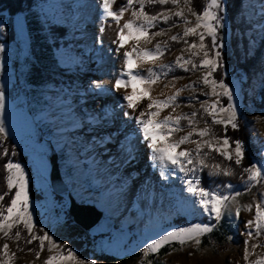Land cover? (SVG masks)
Returning <instances> with one entry per match:
<instances>
[{
	"label": "rangeland",
	"instance_id": "obj_1",
	"mask_svg": "<svg viewBox=\"0 0 264 264\" xmlns=\"http://www.w3.org/2000/svg\"><path fill=\"white\" fill-rule=\"evenodd\" d=\"M92 2L97 4L98 1ZM207 2L208 0H204L202 10ZM123 3L124 0H116L115 9L118 11ZM260 3L261 0H245L243 13L236 22L228 18L227 7L226 14L222 13L226 15L225 27L220 30L225 45L220 49L223 67L213 73L212 78L220 79L226 72L224 82L235 89L236 102L242 117L246 119H239L238 130H233L229 126L227 135L232 141L243 142L245 158L242 164L237 166L234 164V152L233 162H229L216 152H211L206 163L219 164L221 169L230 167L235 175L210 178V169L205 168L201 174V184L203 187L214 188L225 194L228 190L223 185L231 182L227 177H239L238 183H231L239 190L245 187L247 173L243 172V168L250 165L246 166L244 161L251 153V148L246 144L248 140L246 135L252 143L260 146L255 147V152L249 155L252 159L251 164L264 163V31L242 22L245 13L253 25L261 21ZM224 4L226 6L225 0ZM156 5L158 6L156 13L164 8L178 10L171 4ZM151 6L153 5H146L145 10L150 14H156L151 13V8L147 10ZM136 7L138 9V5ZM190 7L198 11L194 0ZM183 10L194 25L195 17L189 14V8L184 7ZM125 13L131 14V9ZM82 15L79 0H45L32 14H19L14 18L5 15L0 18V45L4 48L0 53V64L3 65L0 69V86L6 94L5 119L9 130L7 141L12 142L17 154L26 160L25 163L14 162L20 163L28 174L29 194L38 228L49 231L54 239L61 243L63 246L61 252L71 249L86 264L91 261L95 264H147L149 259H152L154 264H255L256 260L264 259V246L252 247L257 244L264 245V236L249 241L248 250L251 255L249 260L245 261L244 241L247 237L239 234L244 231V222L254 217V204L260 201V193H264V181L238 197L240 206L253 205L252 211L242 207L239 223H230L225 217L217 224L214 220H210L202 209L194 204V198L184 191L185 185L182 179L188 177L177 172L168 179L164 178L172 172L171 165L165 168L157 162L158 166L152 169L151 162L145 161L146 158L142 157L141 161L147 167L144 173L136 175L130 165L129 161L132 158H128L127 149L129 146L132 147L133 157L138 152L150 150L141 139L139 126L129 116L138 115L140 110L146 108L149 100L141 101L135 112L122 106L127 103L122 101V97L131 94V88L114 96L112 113L117 117L113 119L119 121L118 128L115 129L121 132L117 133V137L121 142L123 141V144L122 147L119 146L121 148L119 151H116L115 146L120 145V141H115L113 146L109 145L105 136L110 139V131L114 129L115 124L112 119L102 122L103 117L106 116L103 105L101 104L102 109L98 108L99 103L90 105L88 97L91 93H95L96 89L98 90L95 83L103 84L100 79L102 70L106 65L109 66L112 58L97 51L93 42L90 44V37L86 36L88 28L81 25L83 20L78 17ZM174 22L179 26L172 27L166 35L155 37L151 44L141 42V47L148 49H154L156 43H161L162 47L169 49L166 54L154 63L151 60L148 63L137 60L135 69L144 73L150 68L159 70L163 65H173V71L154 84L158 92L156 95L152 90L150 91L153 100L167 99L178 89L195 84V90H185L180 93L178 102L189 98L195 101L197 97L203 101L205 96L202 93H211V89L203 85L202 81L206 70L195 69L186 73L175 64L177 57L180 56L184 59H192L195 63L199 62L203 53H198L194 57L193 50L184 43V39L190 43H199L198 39L187 37L179 42H172L170 40L172 35L183 37L185 27L183 22L174 16L169 20L168 25L160 23L157 28L150 31L167 28ZM117 27L115 22L108 25L112 30H116ZM61 29H64L62 35ZM93 40L96 42L95 38ZM127 42L123 49H119L123 53L129 46ZM131 42L130 50L134 44V41ZM205 43L210 44V38H206ZM181 49L185 50L182 52ZM228 56L231 58V67ZM186 67L191 68V65ZM173 76L185 78L172 80ZM139 94L142 93L138 92V95L133 97L134 100H139ZM209 99L211 102L216 97L209 95ZM219 99L223 105L228 103L226 97ZM150 111L157 109L153 108ZM125 112H128L129 116H125ZM192 112L200 113L195 118L198 123L194 127L203 129L206 127L203 121L208 120L213 132L218 136L224 135L223 126L211 125V118L203 115L200 102H194L192 106L180 103L179 107L165 108L153 119L163 120L169 115L175 117ZM147 118L149 117L146 114L145 119ZM181 126L184 131L176 132L168 139L179 140L192 130L188 127L187 120H182ZM192 139L200 138L194 134ZM195 148V144L187 143L176 149V152L183 150L194 152ZM39 149H43L46 154L57 155L63 180L78 203L94 205L104 213L97 227L86 231L75 222L69 211L67 196L57 195L52 190L50 175L49 186L42 183L38 166L33 158V154ZM202 151L208 153L209 149L204 148ZM130 168H133L132 173ZM136 168L139 170L138 165ZM149 173L159 174L156 175L157 178H152L154 182L157 179V183L153 184L148 176ZM140 176L146 178L144 188L147 189L143 190V194L136 191L137 183L133 181V178ZM31 185L34 190H31ZM150 186L160 188L159 192L158 189L155 191L156 196L151 197L155 200L151 203L148 202ZM185 203H189L191 210L184 208ZM136 205L140 209L139 212L136 211ZM234 210L235 206H233ZM209 223L216 224V227L212 233L201 237L199 250L195 244H192L186 245L182 251L169 255L170 247L165 246L158 255L149 254L147 257H143L138 251L145 241L169 229ZM15 230L13 229V232ZM36 231L38 232V229ZM21 233L19 248L15 239H8L0 234V250L7 243L10 254H14L10 264H44L49 256L59 254L48 252L46 246L37 259L39 241L26 244L23 237L27 236V232L21 228ZM229 236L233 239L229 240ZM74 243H79L82 247L76 249ZM20 248L23 250H19Z\"/></svg>",
	"mask_w": 264,
	"mask_h": 264
},
{
	"label": "snow or ice",
	"instance_id": "obj_2",
	"mask_svg": "<svg viewBox=\"0 0 264 264\" xmlns=\"http://www.w3.org/2000/svg\"><path fill=\"white\" fill-rule=\"evenodd\" d=\"M193 0H124L118 11L113 10V5L116 0H102L100 5L101 23L108 24L109 20L114 21L118 26L124 16V13L131 9L133 19H129L119 27L117 33V39L113 40V43L118 44L117 51L125 47L126 41H134L131 51H125L123 54V69L117 75L114 82V89H127L131 87L132 93L124 95L122 101H126L125 105H122L128 109H132L134 112L137 109L138 104L144 99L149 100L145 109L139 111L136 116H129L128 112H125V116H129L130 119H134L135 123L139 126L138 132L141 139L145 142L146 147L150 150V159L153 162V167L157 166V162L163 167L172 166V172H169L164 176L168 179L175 173H183L187 179H182V183L185 185L184 191L189 193L195 205H198L204 214H206L210 220H214L217 224L224 219L228 218L230 223H239L242 207L248 211H252L253 205L240 206L238 203V197L244 195L247 191H250L252 187L259 185L264 181V163H252L249 167L243 168V172L247 173V181H245V187L243 190L237 189V186L231 182L223 185L228 191L225 194L214 188H206L201 184L202 176L205 168L210 169L209 177L216 176H232L235 172L232 168L221 169L219 164H208L206 160L211 152H216L220 156L224 157L229 162H233L234 152V164L239 166L242 164L245 158L244 144L240 140L232 141L227 135L228 127L231 126L233 130L239 129V119L242 114L239 109V105L236 102L235 89L229 84L224 82V77L227 73H223L220 79L212 78L213 73L223 67L222 53L220 49L224 48L223 39L220 35V30L225 27L226 6L224 0H208L202 11L193 10L190 5ZM167 6L171 4L173 8L178 9L173 11L169 8L157 12L156 14L148 13L146 5ZM138 5V9L136 7ZM189 8V14L195 17V24L187 18L183 8ZM261 21L255 25L248 18L247 14L242 16V22L248 23L253 28H258L264 31V0L260 3ZM177 17L185 25L183 31V37L180 35H172L170 40L172 42H179L181 39L187 37H196L199 43L189 42L184 39V43L188 48L192 49V55L195 57L198 53H203L198 63H195L192 59H184L183 56L177 57L176 66L188 73L195 69L202 71L206 70V74L202 76L203 85L211 89V93H202L205 96L203 101L199 100V97L193 101L191 98L186 99L183 102H178L180 93L185 90H195L196 85L190 84L185 88L178 89L172 96L167 97L164 100H153L149 91H144L139 94V100H134V96L138 95L136 85H154L162 77H167L170 72L173 71V65H163L159 70L150 68L146 72L142 73L134 68V61H142L148 63L150 60L154 63L156 60L163 57L169 50L167 47H162L161 43H156L154 49H148L141 47V42L144 44H151L155 37L164 36L171 31L172 27L179 26L178 23H173L167 28H160L155 32L150 30L157 28L158 24H169V20L172 17ZM191 25V26H190ZM99 32L101 36L105 32V27H100ZM206 38H210V44H206ZM99 43H103L102 39L98 40ZM254 43V41H253ZM185 49H181L183 52ZM4 51L2 45H0V53ZM135 54V56H134ZM191 65V68L186 67ZM3 65L0 64V69ZM183 76H173L172 80L184 79ZM95 83V82H94ZM175 86L174 84L172 85ZM96 88H103L100 83H95ZM167 87V85H166ZM209 95L216 97L214 101L210 102ZM219 97H226L228 103L226 105L221 104ZM194 102H200L203 109V115L211 118V125L223 126L224 135L218 136L212 131L208 120H204L206 127L198 129L194 127L198 123L195 118L200 115L198 112H192L190 114H181L173 117L172 115L166 116L163 120H154V117L160 115V110L168 107H179L180 103L185 106H192ZM156 108L157 111H150ZM6 113V94L3 87L0 86V148H3L2 155L9 157L4 163L3 167L6 171V188L7 191L0 193V234L8 239H15L19 248V241L22 239L21 228L26 230L27 236L23 237L26 244H32L34 241H39V251H36L37 259L40 258L41 253L47 246L48 252H57V255H51L44 262V264H86V262L80 260L77 257L75 251L67 249L66 252H61L63 247L60 242L54 239V236L49 231H45L44 228H38V223L34 218L33 206L29 194V180L28 174L24 167L14 162L11 157L16 155L15 150L9 153L7 147H3V143L7 141L9 137V130L5 119ZM149 117L145 119V116ZM203 119V116L201 117ZM187 120L188 127L192 130L187 135L182 136L179 140L172 141L168 139L174 133L184 131L181 126V121ZM159 129V131H157ZM196 135L200 139L193 140V135ZM258 135V133H257ZM163 137L161 140L159 138ZM207 137V139H205ZM193 143L196 148L193 151L183 150L176 152V149L181 145ZM234 144V148H233ZM208 148L209 152L204 153L202 150ZM230 149H232L230 151ZM129 157L132 156V147L127 149ZM191 166V167H189ZM235 189V190H234ZM14 190V193H13ZM11 195L10 201L5 204L6 196ZM260 201L255 202V213L253 219L246 220L244 222V231L239 234L246 236L244 260L248 261L251 253L248 250L249 241L253 238L259 239L264 236V193H260ZM233 206L235 210L233 211ZM216 224H193L187 227H178L176 229H169L157 237H153L141 246L138 251L143 257L149 256V254H159L160 250L165 247H170L169 255L182 251L186 245L195 244L197 250L202 243L201 237L205 234H210L214 231ZM13 229H16L13 232ZM38 229V232L36 231ZM42 233V234H39ZM229 240L233 239L232 236L228 237ZM47 242V244H46ZM211 244V239H209ZM178 245V247H177ZM264 245H253L252 247H261ZM19 250H23L20 248ZM3 260L0 264H10V261L14 258V254H10V248L7 243L2 247ZM33 251V249H29ZM87 264H95L94 261L87 262ZM147 264H154L152 259L147 261ZM255 264H264V259L255 261Z\"/></svg>",
	"mask_w": 264,
	"mask_h": 264
},
{
	"label": "bare ground",
	"instance_id": "obj_3",
	"mask_svg": "<svg viewBox=\"0 0 264 264\" xmlns=\"http://www.w3.org/2000/svg\"><path fill=\"white\" fill-rule=\"evenodd\" d=\"M92 1H95V0H83V1L79 0L81 12L83 13V15L78 16V17H81L80 20H83V22H81V25L82 26L84 25V27L88 28V31L86 32L88 35H86V36L90 37V39H89L90 44L93 42L94 47L96 48L97 51L99 50V52L103 55H105V54L110 55V59L112 58V60H110L109 66L106 65L105 69L102 70V76L100 79L103 83L102 84L103 88H100L98 90L96 89L95 93H91L90 96L88 97V100H89L88 102H90V105L95 104V103H99V105H100L98 107L99 109L101 108V104L103 105L104 110H105L104 114L106 116H105V118L103 117L104 121H102V122H105V121H108L111 119L113 120V123L115 124V126H113L114 129H112L110 131L111 132L110 139L107 138V135L105 136L106 140L109 141V145L113 146L115 141L121 142V140H119L117 137V133L119 134L121 132H118L117 129H115V128H118L119 121L118 122L114 121L115 119H113V118L114 117L116 118L117 116L116 115L113 116V113H112L114 96L116 93L125 92V90L126 91H127V89L129 90L131 87H129L127 89L122 88L118 91L115 90L113 87L115 79L117 78V75L123 69V54L124 53L122 50L117 51L118 44L113 43L112 41L117 39V33L119 32V27L122 26L123 23L128 21L129 19H133V17L131 16L130 13H128V14L124 13V16L120 22V25L117 27V29L116 30L109 29L108 28L109 23H113L114 21L109 20L108 24L102 25L101 19H100L101 14H102V10L100 7L102 0H96V1H98L97 4L93 3ZM113 10L117 11L115 9V4L113 5ZM102 26L105 27V33H103V35L101 36L99 29ZM94 38L96 39V42H94L95 41V40H93ZM100 39H102L103 43L98 42V40H100ZM127 43L129 44V46H127L126 51H129L131 48L130 46H131L132 42L128 41ZM135 63L136 62L134 61V68H135V66H137ZM155 87L156 86H154V85H140V84L136 85L138 92L143 93L144 91H149V90L151 91L152 90L153 93H156V95H157L158 90H156ZM122 142H121V144L119 143L120 145L115 146L116 151H119L121 149L119 146L122 147V144H123ZM107 148L109 149L110 147H107ZM29 151H31V150L29 149ZM50 155L46 154L43 149H39V151L37 153L33 154V158H34V160L38 166L39 172H40L41 181L45 186H49L48 179H49V175H51V167L53 164V159L55 158V155L54 156L53 155L50 156ZM134 156H135L134 159L132 158L129 162H131L130 165H131V167L134 168V173H136V175H137V173L138 174L144 173V171H145L144 169H146V167H147V165L141 161L142 157L146 158L145 161H147V162L150 161L151 162L150 167L152 169L154 168L153 162L150 159V151H148V152H147V150L141 151V152H138ZM128 158H130V157H128ZM137 165H138L139 170H137V168H136ZM157 166H158V164H157ZM133 168L132 169L130 168L131 173L133 172ZM156 175H159V174H156V173L155 174H151V173L148 174V176L151 178V180L154 177L157 178ZM158 180H160V177H158ZM133 181H134V183H137V184H135L136 185V191H140L139 193L143 194V192H144L143 190L147 189V188H144V183H146V178L144 176H140L139 178L135 177V178H133ZM152 182H153V184L157 183V179L155 182H154V180H152ZM149 188L151 189V192H149L148 202L151 203V202L155 201L154 199L152 200L151 197L156 196L155 191H157V189H158V192H159L160 188H157L155 186L154 187L150 186ZM66 196L68 198V201L73 197L70 192H68L67 194L64 195V197H66ZM184 208L188 211L191 210L189 203H185ZM139 210L140 209H139L138 205H136V211L139 212ZM2 256H3V254L1 252L0 253V261L2 259Z\"/></svg>",
	"mask_w": 264,
	"mask_h": 264
},
{
	"label": "trees",
	"instance_id": "obj_4",
	"mask_svg": "<svg viewBox=\"0 0 264 264\" xmlns=\"http://www.w3.org/2000/svg\"><path fill=\"white\" fill-rule=\"evenodd\" d=\"M195 1V7L198 11H202V5H204V0H194ZM226 1V7H227V16L231 21H237L240 15L243 13V2L245 0H225ZM45 0H0V18L9 15L11 18L16 17L19 14H32L34 10L39 7L42 3H44ZM151 8V13H156L158 6L153 5L147 10H150ZM58 30V29H55ZM61 35L64 33V29L60 30ZM250 69V68H248ZM247 69V70H248ZM248 138L247 140V145L251 148V153L253 154L255 152V147L258 148L260 147L258 144L252 143L249 139V136L246 135ZM3 147H7L9 150V153L14 149V145L10 141H6L3 143ZM3 148H0V193H4L7 191L6 188V171L3 167L4 163L7 161L9 157H4L2 155ZM16 155L14 157H11L13 161H23L24 163L26 162L23 157H21L19 154H17V151L15 150ZM250 153V154H251ZM249 154V155H250ZM249 155H247V158L244 161V164L246 166L251 165L252 159L249 158ZM206 177V175H205ZM228 181H231L233 183H238L239 177H227ZM31 190H34V187L31 185ZM34 192V191H33ZM32 195L35 196L34 193ZM11 197L6 196L4 203L7 204L10 201ZM76 249L81 248L82 246L79 243H74L73 244ZM167 250V249H165Z\"/></svg>",
	"mask_w": 264,
	"mask_h": 264
},
{
	"label": "water",
	"instance_id": "obj_5",
	"mask_svg": "<svg viewBox=\"0 0 264 264\" xmlns=\"http://www.w3.org/2000/svg\"><path fill=\"white\" fill-rule=\"evenodd\" d=\"M229 67L231 58L228 56ZM50 181L52 190L60 196L69 192L68 185L63 180L57 155L53 159L51 167ZM69 211L75 222L84 230L89 231L96 227L103 219L104 213L94 205H84L78 203L74 197L69 200Z\"/></svg>",
	"mask_w": 264,
	"mask_h": 264
}]
</instances>
